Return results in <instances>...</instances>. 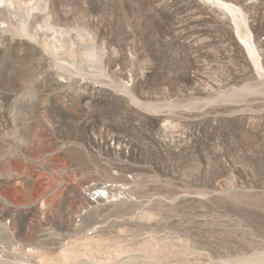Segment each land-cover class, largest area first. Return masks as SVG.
Listing matches in <instances>:
<instances>
[{"label": "rangeland", "instance_id": "rangeland-1", "mask_svg": "<svg viewBox=\"0 0 264 264\" xmlns=\"http://www.w3.org/2000/svg\"><path fill=\"white\" fill-rule=\"evenodd\" d=\"M0 261L264 264V0H0Z\"/></svg>", "mask_w": 264, "mask_h": 264}, {"label": "bare ground", "instance_id": "bare-ground-1", "mask_svg": "<svg viewBox=\"0 0 264 264\" xmlns=\"http://www.w3.org/2000/svg\"><path fill=\"white\" fill-rule=\"evenodd\" d=\"M223 3V2H222ZM217 4V3H216ZM218 5H220L219 3H218ZM221 6H223V4L221 5ZM226 7V6H225ZM234 7H229V11H231V12H234V9H233ZM238 24V23H237ZM241 33V32H240ZM248 44H249V42H248ZM251 44V43H250ZM251 46H252V44H251ZM249 48V47H248ZM255 49V48H254ZM253 49V50H254ZM253 50H251L250 52H251V56H253V57H255L254 56V52H253ZM256 51V50H255ZM32 87H33V85H32ZM99 193H98V200H101V199H103L104 198V192L102 191V190H99L98 191ZM5 235V234H4ZM2 257V256H1ZM4 260V259H3ZM1 262V261H0Z\"/></svg>", "mask_w": 264, "mask_h": 264}, {"label": "built area", "instance_id": "built-area-1", "mask_svg": "<svg viewBox=\"0 0 264 264\" xmlns=\"http://www.w3.org/2000/svg\"><path fill=\"white\" fill-rule=\"evenodd\" d=\"M93 194V193H92ZM98 194H93V196L90 198L91 199V201H93V202H95L96 200H98Z\"/></svg>", "mask_w": 264, "mask_h": 264}]
</instances>
